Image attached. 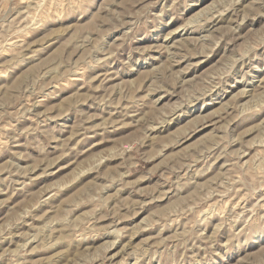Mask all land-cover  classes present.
<instances>
[{"label": "rangeland", "instance_id": "1", "mask_svg": "<svg viewBox=\"0 0 264 264\" xmlns=\"http://www.w3.org/2000/svg\"><path fill=\"white\" fill-rule=\"evenodd\" d=\"M0 264H264V0H0Z\"/></svg>", "mask_w": 264, "mask_h": 264}, {"label": "bare ground", "instance_id": "2", "mask_svg": "<svg viewBox=\"0 0 264 264\" xmlns=\"http://www.w3.org/2000/svg\"><path fill=\"white\" fill-rule=\"evenodd\" d=\"M225 21V20H224Z\"/></svg>", "mask_w": 264, "mask_h": 264}]
</instances>
